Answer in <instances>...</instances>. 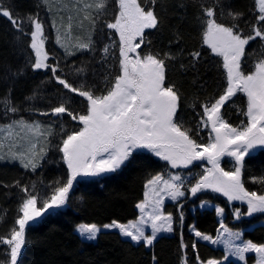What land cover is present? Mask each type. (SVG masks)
<instances>
[{
  "label": "trees",
  "instance_id": "1",
  "mask_svg": "<svg viewBox=\"0 0 264 264\" xmlns=\"http://www.w3.org/2000/svg\"><path fill=\"white\" fill-rule=\"evenodd\" d=\"M140 2L146 10L153 8L159 23L155 29L145 30V45L138 51L142 55L159 54L164 59L165 85H174L179 97L176 121L182 129L189 130L197 143L205 144L210 133L201 124L202 106L213 103L224 93L227 74L222 57L212 53L203 42L206 17L201 5L215 6L217 22L225 26L236 24L246 37L252 34L251 25L256 23L259 14L255 0H155L154 5L151 0ZM0 6L10 10L14 17H38L44 26L46 63L57 67L56 75L74 87L102 95L120 74L119 36L105 26L114 21L119 10L118 0H107L106 9L91 28L93 37L89 48L70 55L58 49L52 40L42 0H0ZM229 11L243 15L233 20ZM96 15L93 11L92 16ZM24 30L33 29L25 23ZM30 43V35L21 34L8 18L0 15V123L23 118L43 119L53 124L49 137L51 145L35 171L0 160V236H8L17 227L15 221L21 215L19 208L27 198L23 187L38 197L37 207H42L54 188L67 181L69 173L59 148L66 135L81 125L67 113L54 115L51 110L64 104L74 115L83 114L87 105L85 98L60 85L50 68L33 69L35 52ZM105 46L109 47L108 53L103 51ZM196 52L200 56L193 58ZM261 59H264V40L256 38L245 46L241 71L250 73ZM12 107L15 112L9 110ZM246 110L247 96L237 91L221 108V113L232 126H243L242 122L247 121ZM220 165L225 170L232 168L227 156L221 158ZM182 169L195 174L185 185L187 194L184 197L164 204L163 210L173 217V232L157 236L151 246L133 242L115 229L100 230L94 241L81 238L74 229L79 222L101 225L135 218L138 214L136 204L143 198L145 182L156 173L175 170L153 152L136 149L114 172L78 176L64 205L49 209L29 222L17 264H185V261L186 264H199L196 257L223 259L221 247L194 239L189 231L191 223L200 232L209 234H215L219 226L214 208L191 211V206L200 200L219 204L225 212V225L243 229L244 238L257 244L264 242V224L257 222L264 218V213L243 215L247 211L246 202L228 201L211 189L192 195L188 189L204 173L203 163L194 161ZM242 180L247 190L264 194L261 182L264 180V146L245 155ZM237 209L241 213L239 220L235 218ZM8 253V246L0 245V264H9ZM252 259V255L247 257L249 263ZM226 264L238 263L229 260Z\"/></svg>",
  "mask_w": 264,
  "mask_h": 264
},
{
  "label": "snow or ice",
  "instance_id": "2",
  "mask_svg": "<svg viewBox=\"0 0 264 264\" xmlns=\"http://www.w3.org/2000/svg\"><path fill=\"white\" fill-rule=\"evenodd\" d=\"M47 2L48 0H44V3ZM151 4L154 5L155 0H151ZM255 4L259 14L256 23L251 25L252 34L246 37L236 24L225 26L218 23L215 6L201 5L206 17L203 42L212 53L223 58V68L227 74L224 93L215 102L202 106L201 124L205 128L210 126L211 129L206 144L197 143L189 135V130L182 129L176 121L179 97L174 85H165L164 59L159 54L142 55L138 51L145 45V30L155 29L159 23L152 7L146 10L140 0H118V13L114 21L107 22L105 26L115 30L119 36L120 74L115 77L105 94L95 95L92 91L74 87L57 76V67L46 63L48 54L44 51V26L37 16L14 17L10 10L0 6V15L8 18L18 32L30 35V47L35 52L33 69L50 68L60 85L87 101L83 114L74 115L64 104L51 110L54 115L67 113L73 121L81 125L78 130L66 135L59 148L69 175L66 183L54 188L42 207H37L36 195L29 193L27 187L22 188L27 198L19 208L21 215L15 221L17 227L8 236H0V245H7L9 248V264H17V257L25 244V229L29 222L41 217L49 209L64 205L78 176L114 172L132 157L136 149L153 152L169 162L172 168H187L194 161H207L211 168H206L196 183L188 189L192 195L211 189L227 197L228 201L246 202L247 211L243 215L264 213V194L247 190L242 180V162L245 155L258 145L264 146V59L259 60L250 73L241 71L245 46L256 38L264 40V0H255ZM106 7L107 0H96L94 5L84 4L83 9H93L97 15L93 17L89 12L83 19L90 20L94 26ZM228 15L237 20L243 14L229 11ZM71 20L70 16L67 26L69 31L72 27ZM25 23L33 30L25 32ZM90 43L91 41L80 43L78 47L88 49ZM103 51L108 53L109 47L105 46ZM192 55L193 58H198L200 53ZM237 91L247 96V110L244 113L247 121L242 122V127H233L221 117V108ZM9 110L16 111L14 107ZM14 123L21 132L26 130L34 136L45 135L39 124H28L23 120ZM12 128L13 125L8 126L9 135H12ZM42 153L43 149H39L38 153L36 144L33 143L28 151L13 152L11 156L19 160L24 168L35 171L38 167L37 156L42 158ZM224 155L235 158L234 170L225 171L220 166V157ZM261 182L264 183V180ZM183 187V177L179 174L171 175L168 179L160 174L151 177L145 184L147 190L144 200L136 205L141 213L140 218L126 224L113 220L103 225V228L118 229L122 236L129 237L133 242L143 241L146 246H151L158 233L173 231L172 215H165L163 212L164 198L167 196L176 201L185 196ZM216 211L221 215L224 210L217 208ZM235 218H241L239 209L235 212ZM182 219L181 215V221ZM145 225H150V235L145 234ZM220 229L231 237L223 241L231 256L246 261V253H255L256 264H264V243L245 241L242 245L233 244L232 239L240 240L241 233L230 231L223 223L220 224ZM76 230L81 237L95 240L101 229L96 224H80ZM195 235L213 244L220 242L199 231H195ZM182 247L186 246L182 244ZM192 247L195 248V244ZM228 259L229 256L225 255L224 261ZM201 264H222V261L209 259L206 262L201 261Z\"/></svg>",
  "mask_w": 264,
  "mask_h": 264
},
{
  "label": "rangeland",
  "instance_id": "3",
  "mask_svg": "<svg viewBox=\"0 0 264 264\" xmlns=\"http://www.w3.org/2000/svg\"><path fill=\"white\" fill-rule=\"evenodd\" d=\"M42 2L44 3V0H42ZM95 2H96V0H48L47 3H44L45 10H46L45 14H46V17H47V20L49 23V27L51 29L52 40L54 41L56 47L58 49H60L63 53L70 55L69 53L75 54L78 51L86 50V49H80L78 47V45L80 43H89V41L92 42L93 36L91 35L92 34L91 28L93 27V24L91 23L90 20H84L83 17L86 13H89V12L93 13L94 10L93 9H83V5L84 4H93L94 5ZM70 16L72 17V20H71L72 27H71V30L69 31L67 26L69 24V17ZM53 24H55V27H53ZM58 40H59V42H58ZM221 117L223 118L222 113H221ZM20 120H23L24 122H26L28 124H39L41 126V131L44 132L45 135L44 136H34L33 134L28 133L26 130L21 132L19 127L16 126L14 123V122H17ZM9 125H13L12 135H9V129H8ZM233 127H242V126H233ZM207 130L210 133V131H211L210 126L207 127ZM52 132H53V124L50 121L43 120V119L27 120V119L20 118V119L12 120L9 122L0 123V145H2V147H0V157H2V158H0V160L6 161V162H11V163H17L19 165H22L19 162V160L12 158L11 153H13V152H26L30 149L31 144H33V143L36 144V151L38 153H39V149H41V148L43 149V153H42V158H43L47 153L48 147L51 145V141H50L49 137L52 134ZM258 146L249 150V152H252ZM224 156L228 157V161H229L230 165L232 166V168L230 170H234V168L236 167L235 158L228 156V155H224ZM222 157H220V161H221ZM42 158H40V155L37 156L38 164L40 163V160ZM201 162L203 163L204 170L206 168H211V164H209L207 161H201ZM182 168L183 167H180V169L175 168V170H173V171H170L167 173H161L160 172V173H156L155 175L160 174L165 179H168L171 175H175V174L181 175L183 177V183H184V187L182 190L185 191V195H186L187 192L185 189V185H186L187 181L194 176L195 172L194 171H184ZM225 171H229V170H225ZM155 175H153V176H155ZM80 176H83V175H80ZM153 176H151V177H153ZM147 181L145 182V184L147 183ZM146 190L147 189L144 188V193ZM144 193H143V198L138 203H140L144 200ZM179 198H182V197H179ZM172 201L173 200H171L167 196H165L163 207H164V204L166 202H172ZM205 207L214 208L215 211L217 208H222L219 204H217L213 201L200 200L195 205L191 206V211L194 212L195 208L202 209ZM163 212L165 215L169 214V213L165 212L164 210H163ZM224 214H225V212L223 211V213L221 215H218L217 211H216L217 218L219 219V226H218L215 234H209V233L201 232L202 234L211 236L213 239H218L220 241L218 243L213 244L211 241H206L200 237H197L195 235V231H199V230L194 226V223H191L189 225V231L193 234L194 239L202 240V241H205V242H207L213 246L221 247L224 250V257H225V255L229 256V259L227 261H224V258L220 259V261H222V264H226L229 260H232L238 264H256V254L255 253H246L245 254L246 261H240L237 257L231 256L226 251V246H225L223 241L231 239V237H229L227 234H224L222 232V230L220 229L221 223H223L225 225V223L223 222ZM140 216H141V213L138 209V214L135 218L127 220L125 222H120V223L126 224L129 221H137L140 218ZM111 222H107V223H104L101 225L96 224V223L79 222L75 225L74 229L77 232V230H76L77 226L80 224H96L101 230H105V228H103V225L109 224ZM257 222L264 224V218L259 219ZM226 227L232 232H240L241 233V239L240 240L232 239L233 244L242 245L243 242L250 241L249 239H246L242 236V230L243 229H231L228 226H226ZM144 228H145V234L150 235L151 234L150 225H145ZM172 228H173V224H172ZM193 229H195V231H193ZM115 230L119 231L118 229H115ZM172 232H160L157 234V236H159L161 234H171ZM79 236H80V234H79ZM81 238H83V237H81ZM127 238H129V237H127ZM83 239H85V238H83ZM141 242H143V241H141ZM249 255L253 256L251 263H249L247 260V257ZM196 259H197V257H196ZM209 259H215V258H209ZM209 259H207V260H209ZM207 260H201L199 258V259H197V262L199 264H201V261L206 262ZM215 260H219V259H215Z\"/></svg>",
  "mask_w": 264,
  "mask_h": 264
}]
</instances>
